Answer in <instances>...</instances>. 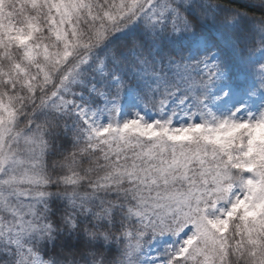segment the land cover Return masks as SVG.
I'll list each match as a JSON object with an SVG mask.
<instances>
[{"label": "snow or ice", "instance_id": "6c2138e0", "mask_svg": "<svg viewBox=\"0 0 264 264\" xmlns=\"http://www.w3.org/2000/svg\"><path fill=\"white\" fill-rule=\"evenodd\" d=\"M0 264H264V0H0Z\"/></svg>", "mask_w": 264, "mask_h": 264}]
</instances>
